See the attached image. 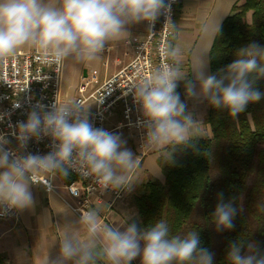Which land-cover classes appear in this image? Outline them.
I'll return each instance as SVG.
<instances>
[{"label":"clouds","instance_id":"clouds-1","mask_svg":"<svg viewBox=\"0 0 264 264\" xmlns=\"http://www.w3.org/2000/svg\"><path fill=\"white\" fill-rule=\"evenodd\" d=\"M170 10L171 3L165 0H0V61L27 45L43 52L44 58L57 66L68 60L92 62L101 57L106 45L127 40L128 25L146 22L151 34L159 16ZM173 27L167 16L164 30ZM179 55L178 49H166L165 56L171 62L161 63L147 78L129 86L145 118L140 122L146 129L145 145L152 148H195V138L203 136L197 127L200 122L193 119L177 92L181 80L189 98L207 99L212 107L227 109L233 118L249 103L264 97L256 86L264 78V47L256 43L239 49L226 69L213 74L206 75L199 61L194 68L195 80L186 79L179 70ZM81 109L78 101L63 106L56 103L50 111L37 104L27 120L18 123L12 135L20 149L31 139L52 138L53 150L42 156L6 149L9 140L0 133V214L31 207L30 184L44 183L50 188L46 178L66 177L70 169L95 177L103 188L132 185L130 174L139 165L138 157L124 146L120 135L94 128ZM171 156L172 151L165 160ZM219 197L213 220L217 230H230L236 209L223 202L222 193ZM78 224L79 228L69 225L63 229L59 256L55 260L46 256L43 264H130L138 256L141 264H213V254L201 246L196 231L170 235L164 220L144 228L133 221L121 231L118 226L103 224L100 211L93 208L81 211ZM243 247L242 241L230 243L227 264H264V255L255 252L252 245L247 255L242 254Z\"/></svg>","mask_w":264,"mask_h":264},{"label":"trees","instance_id":"trees-1","mask_svg":"<svg viewBox=\"0 0 264 264\" xmlns=\"http://www.w3.org/2000/svg\"><path fill=\"white\" fill-rule=\"evenodd\" d=\"M251 43L264 47V0H240L231 7L208 52L209 74L226 69L236 52ZM256 86L264 92V78ZM203 123L209 136L195 138V148L172 150L164 145L155 154L161 179L141 183L132 197L135 215L127 224L135 221L144 228L164 220L170 235L196 231L201 246L213 254V264H227L229 245L237 241L244 244L242 254L252 244L264 255V97L249 103L235 118L207 101ZM170 151L171 159L165 160ZM61 178L65 184L76 181L70 172ZM220 193L236 214L234 227L222 230L215 242L213 213Z\"/></svg>","mask_w":264,"mask_h":264},{"label":"built area","instance_id":"built-area-1","mask_svg":"<svg viewBox=\"0 0 264 264\" xmlns=\"http://www.w3.org/2000/svg\"><path fill=\"white\" fill-rule=\"evenodd\" d=\"M180 0H165L171 3L170 13L161 14L154 27L146 23V32L143 39L132 36L131 59L112 75L100 80L97 70L91 69L80 76L73 97L62 95L60 90L61 66L52 63L50 58L45 59L44 53L33 49L31 51H18L7 59L0 61V133L6 135L9 144L6 149H11L20 155L38 154L45 155L53 150V140L50 136L29 140L26 148L20 149L12 133L21 121H26L28 113L37 104L44 106V111L52 110L58 103L63 106L73 101H78L82 106V113L86 112L89 122L94 128H103L109 132L127 137L135 150L138 160L141 161L151 154H157L160 148H152L146 143V129L141 125L145 118L140 105L135 101L129 86L141 77L147 78L151 72L163 62H171L165 56L169 48V39L172 28L164 30L167 16L173 23L175 8ZM110 47L106 46L101 53L107 55ZM19 103V107H13ZM69 172L76 177V181L64 184L63 189L74 200V203L63 201L67 208L80 219L81 211L93 209L95 204L105 201L109 197V206L113 201L124 198L130 193V187L113 189L103 188L93 176H82L77 170ZM41 182L44 175H39ZM51 187L44 183L46 191L55 192L53 178H46ZM75 192V193H73ZM16 209L7 214H0V220L11 219L15 216Z\"/></svg>","mask_w":264,"mask_h":264},{"label":"crops","instance_id":"crops-1","mask_svg":"<svg viewBox=\"0 0 264 264\" xmlns=\"http://www.w3.org/2000/svg\"><path fill=\"white\" fill-rule=\"evenodd\" d=\"M240 0H180L175 8L173 19L172 38L170 48L179 50V70L186 75V79L195 80V67L202 62L203 70L209 75L208 52L214 35L224 18L229 14L231 7ZM216 28V31H215ZM130 35L125 41H113L109 45L107 55L100 54L103 71L97 70L100 80L107 78L125 65L132 57L130 39L132 36L143 39L146 32V22L127 26ZM31 46H23L18 51H31ZM14 52V53H15ZM97 59V60H98ZM103 60V61H102ZM95 61V60H94ZM82 67L78 69V80L83 75ZM184 80L178 82L177 92L187 98V111L202 124L197 126L206 138L209 136L208 128L203 123L206 113L207 99L202 97L189 98L185 93ZM199 84L197 83V91ZM203 102H206V106ZM204 107V108H203ZM124 146L136 156L135 150L127 137H123ZM157 155L151 154L139 161L138 167L130 174V193L122 199L113 201L109 206V197L97 203L103 224L118 226L123 231L127 222L135 215L132 206V197L139 191L140 185L147 178L161 179L156 165ZM56 187L55 192H48L42 185L30 184L34 203L31 207L16 210L11 219L0 220V264H43L47 256L55 260L59 256L60 236L66 226L79 228V219L67 208L63 201L74 203V200L63 189L64 182L60 176L52 179ZM123 224V225H121ZM66 264H73L67 261ZM99 264H104L100 261ZM133 264H141L137 258Z\"/></svg>","mask_w":264,"mask_h":264},{"label":"rangeland","instance_id":"rangeland-1","mask_svg":"<svg viewBox=\"0 0 264 264\" xmlns=\"http://www.w3.org/2000/svg\"><path fill=\"white\" fill-rule=\"evenodd\" d=\"M171 38H172V35L170 36V39H169V48H170ZM81 67L83 69H86V70H91V68H93V67L98 68V69L100 68L102 71L104 70L103 69L104 66L100 62L99 59L92 61V62H83V63H74L71 60L64 62V64L61 66V82H60V90H61L62 95H66L68 97L74 96L75 91H76V87H77L78 82H79V80H78V69ZM180 97H181V100L187 104L188 99L184 98V95H182L181 93H180ZM203 103L206 106V102H203ZM195 121L199 122L198 119H196ZM200 125H202V124L200 123L197 126H200ZM204 135L205 134H203V136ZM211 171H212V175H215L214 170L212 169ZM212 232L214 234L215 242H219L222 230H217V227L213 226ZM249 245H252V244H249ZM141 246H143V245H141ZM247 254H249L248 247H247L246 251L244 252V255H247ZM137 260L139 263H141V258L139 256L137 257Z\"/></svg>","mask_w":264,"mask_h":264},{"label":"water","instance_id":"water-1","mask_svg":"<svg viewBox=\"0 0 264 264\" xmlns=\"http://www.w3.org/2000/svg\"><path fill=\"white\" fill-rule=\"evenodd\" d=\"M83 75H85V71H84Z\"/></svg>","mask_w":264,"mask_h":264}]
</instances>
